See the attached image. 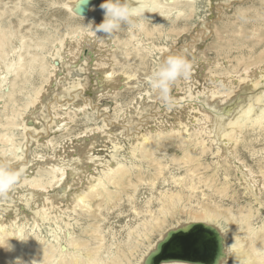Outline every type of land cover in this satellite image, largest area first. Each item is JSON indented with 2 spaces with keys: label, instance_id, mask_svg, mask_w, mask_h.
<instances>
[{
  "label": "bare ground",
  "instance_id": "6f19581e",
  "mask_svg": "<svg viewBox=\"0 0 264 264\" xmlns=\"http://www.w3.org/2000/svg\"><path fill=\"white\" fill-rule=\"evenodd\" d=\"M103 2L104 0H68L61 5L69 16L83 20L87 28L79 27L77 32L69 33L64 38L59 37L50 41L51 43L45 38V41L52 45L50 50L38 37V41H35L26 40L22 36L20 46L13 47L14 32L0 26V60L4 63L3 73L0 74V91L7 88L9 78L13 76V90L6 96L16 103V94L24 90L23 87L18 88V81L24 83V86L29 85L31 82L27 75L35 72L43 79L42 86L35 90L34 97L29 102V106L34 109H31L30 118H26L22 125L17 124L14 117H7L6 126L0 122V128L6 127L5 133L0 131V155L12 153L14 161L17 162L14 170H17L21 177V184L14 188L20 192L12 191L3 201L0 199V264H131L134 248L138 249V246L142 245L143 249L140 241L133 246L131 253L125 254L122 245L106 243L100 225L90 224V230L84 232V236L76 238L70 221L74 215L86 216L96 221L99 214L101 216L102 209L109 208L108 205L113 202L115 204L118 196L122 195L127 187H133L134 193L138 190L137 185L132 182V177L136 176L137 171L134 169H143L140 168V163L138 165L131 162V166H128L118 158V152L123 148L120 143L122 139L129 140L128 153L133 159L137 160L136 157L140 154L148 161H152L156 151H162V141L179 139L180 147L184 148V156L172 159L178 164L179 170L185 166L190 168V165L200 162L204 155L211 152L217 159L214 163L215 171L208 175V180L200 177L199 183H212L206 188L212 189L220 198L230 199L235 196L231 191L230 182L233 172L239 185L245 189V195L258 206L254 209L248 204L251 208L241 207L234 212L230 207L220 204L212 203V206L207 200L202 204L198 203L196 209L185 205L188 218L177 219L173 225H166L167 228L164 229L166 218L175 212L172 210L182 207L183 191L175 193L162 190L158 198V214L155 215L149 210L152 204L150 198L145 203L148 208L146 214L150 215V218L143 217L136 227H129L127 237L130 242L135 234L149 241L137 264H145L148 256L156 251L158 244L166 239L170 231L196 224L211 227L220 234L222 255L219 259L223 258L220 264H264V215L262 223L258 225L254 222L256 215L259 216L264 210V149L254 150L247 140V135L256 133L259 138L264 134V34L259 28L253 30L256 45L260 46V50L251 47L248 54L240 51L238 56L234 57V65L225 57L219 58L215 63L197 57L192 63L190 78L175 82L177 89L172 92L170 106L165 107L149 88L132 100V103L122 107L117 101L119 92L131 85L136 74L127 71L123 65L122 69L115 68L121 66L114 55L116 50H122L118 45L121 42L95 31V25L104 19V13L99 8ZM230 2L233 1L230 0L226 7L230 6ZM19 5H16L17 9L21 8ZM154 5L151 13L139 19L141 35L132 29L130 39L121 44L127 48L135 42V53L144 60L158 51L161 54L159 59L164 56V61L169 53L167 47L158 48L148 39H141L153 36L145 20L149 17L164 18L170 22L172 19H183L188 13L191 16L195 14L196 6L194 0H154ZM183 5L186 8H183ZM85 7L88 9L87 13H84ZM154 30L159 32L160 28L155 27ZM179 33H182L181 30ZM50 38L53 40V37ZM198 47L200 46L191 48L189 53L196 57L200 51ZM229 51L232 49L229 48ZM125 54L128 57L130 55L127 51ZM25 55L30 59L26 60ZM161 64L162 62H158L157 66ZM254 67L257 71H250ZM198 69L202 72L198 73ZM241 69L243 71H240ZM22 76L24 80L20 79ZM85 92L91 94L90 98L85 99L80 95ZM113 95H116V107H113L112 102L101 104L102 99ZM4 97L5 95L0 94V105ZM54 100L58 101V105ZM93 101L100 102L98 109H95ZM105 104L106 107H103ZM29 106H26V109ZM58 110L63 111L67 118H61ZM85 110L98 111L100 115L96 120L102 125L96 123V129L75 140L64 136L61 138L63 142L58 144L60 151L56 152L57 145L51 139V133L58 127L67 126L69 120L73 119V114L76 116L83 113L87 117L90 116L92 112ZM111 113L116 122L109 125ZM16 127L23 132V144L13 143V134L10 133ZM42 131H45V135H42ZM40 143L49 149L53 148L56 156H41L38 161L40 169L28 174L29 169L36 164H32L35 161L28 159L24 162L26 154ZM240 145L249 148L252 157L258 160L257 173L239 156L238 148L242 147ZM107 149L113 150L110 160L101 156V152ZM194 149L199 150V154L193 153ZM157 166L154 175L158 176L154 177L151 172L154 177L151 184L154 186L165 170L164 165ZM219 168L224 169L223 183L216 177ZM197 169H189L183 176L172 177L173 184L180 186L182 190L188 188L190 192L195 191V185H188L187 180L196 176ZM211 169L213 170L211 166L205 167L207 171ZM140 171L136 176L138 181L143 176ZM44 226H48V239L39 235ZM161 229L159 238L152 244L153 234Z\"/></svg>",
  "mask_w": 264,
  "mask_h": 264
},
{
  "label": "rangeland",
  "instance_id": "374dc122",
  "mask_svg": "<svg viewBox=\"0 0 264 264\" xmlns=\"http://www.w3.org/2000/svg\"><path fill=\"white\" fill-rule=\"evenodd\" d=\"M67 1L68 0H21V1L0 0V21L2 24V25L0 24V26H2V28H5L6 30L11 29L14 32L15 37L12 39V43L14 44L12 45L13 47L20 46V38L22 36H24L26 40L34 39L35 41H38L37 40L38 37L41 38V41L48 47V50H50L52 48V45L50 44L52 41L58 39L59 37L64 38L69 33L78 30L79 27L85 28L87 25L83 20L72 18L63 9L62 6ZM194 1L196 6V12L195 14H192V16L190 15V13H188L187 16L184 17L183 19L182 18L172 19L171 22L165 20L164 18L161 19L157 17L147 18L145 20V24L151 30L153 36H149V38L147 37L144 39L142 37L141 39L142 40L148 39L149 42H152L153 45H155L158 48L167 47L166 49L169 50L168 55L183 56L187 58L191 64L195 59H197V57L201 58L203 61L204 60L205 61L207 60V62L211 61L210 63H215L217 60H219V58L221 59V57H225L230 60L231 65H234L236 63L234 57L238 56L240 51L242 53L244 51L246 54L248 50L251 49V47H257L256 50L257 51L260 50V46L256 45L257 42L255 41L256 39L254 37L253 30L259 28L260 32L264 34V0H237V1L231 0L233 2H230V6L227 7L226 5H229L230 0H211V1L194 0ZM210 3L212 4V6H210ZM16 5H19L21 8L17 9ZM182 7L186 8V6L184 5ZM22 20H25V22H23ZM21 22H23L22 25ZM139 23L140 21L138 20V24ZM155 27L160 28L159 32L157 30L156 31L154 30ZM132 29L139 36L141 35L140 27L122 26L116 33L112 35V37L113 39L116 40V42L124 43L130 39V31ZM180 30L182 32L181 34L179 33ZM50 37H53V40ZM45 38H48V41L51 42L48 43L47 41H45ZM121 43L120 44L118 43V45L119 47H121L122 50L121 51L116 50L114 52L115 53L114 55L117 58L116 60L121 64V66H116L115 68L122 69L123 67H125L127 71L136 74V78L134 79V81H132L131 85L123 89L121 92H119L120 96L117 98V101L119 102V104H121L122 107H125L130 103H132V100H134L140 93L144 94V92L149 89V85L147 83L146 78L150 75L152 71H154L158 67L157 66L158 62L163 63L162 58L164 56H162V58L159 59L161 54H159L158 51H155V53L152 56L147 57V59L144 60L136 55L135 49L133 47V44L135 45V42L134 43L132 42L133 43L131 44L132 46L129 45V47L127 48H124L123 44ZM184 46H186V48H184ZM195 46L196 47L200 46L198 47V50L200 49V51L197 53L196 57L191 55V53H189L188 51ZM229 48H231L232 51H229ZM125 51H127L130 54L129 57L125 54ZM229 52L231 53L229 54ZM189 55H191V57H189ZM11 56L13 57V55ZM25 59L29 60L30 57L25 55ZM198 67L199 65L197 66V68ZM3 70H4V63L2 60H0V74L3 73ZM200 70L201 69H198V73L202 72V70L201 71ZM240 71H243V69H241ZM250 71L255 72L257 71V68L256 67L251 68ZM34 74L30 73L27 75V78L31 82L29 83V85L25 83L26 85L24 86V83L19 81L18 83H16V85H18V88L19 86L24 88L22 93L18 92L16 94L15 96L16 103L10 101L9 100L10 98L6 96V94H8L10 91L13 90L12 85L13 83H15V79L13 78V76L9 78L8 81L9 84L7 88L5 90L0 91L1 95H5L0 105V122L5 126L8 124L7 117L8 118L14 117V121L19 125L24 124V120L26 118H30V115L32 113L31 112L32 107L29 106V102L33 99L35 90L39 89L43 83L42 76L37 72H35ZM198 78L200 77L198 76ZM20 79L24 80V77L22 76ZM176 89H177L176 85H173L172 92H176ZM80 95L85 99L90 98L91 96L90 93L86 94V92L81 93ZM115 96L113 95L110 98L102 99L103 102L101 104L106 102H112L113 107L114 106L116 107L115 99H114ZM54 103L58 105L57 100H54ZM99 103L100 102L98 101L96 102L93 101L95 109L99 108ZM26 106H29V108L26 109ZM103 107H106V104L103 105ZM33 110L34 109H32V111ZM90 110H85V112H89ZM90 112L92 113L88 117L85 116L83 113L76 116L73 114L72 115L73 119L71 121L69 120L67 126L63 128L58 127L57 129H55L53 134L51 133V139H53V141H55L54 143L57 145L55 146L56 152L60 151V149L58 148L59 146L58 144L63 142L61 138H63L64 136H68V138L72 137V139L75 140L80 136L86 134L88 135L89 133L87 132L96 129V123L102 125L99 120L98 122L96 120L100 115L99 112L94 110ZM58 114L61 115L60 116L61 118H67V116L64 114L63 111L58 110ZM110 115H111V119L109 120L108 124L112 125L116 121L113 113H111ZM5 129L6 127L0 128V131L5 133L6 132ZM12 131L13 132H11L10 134H13V140H14L13 143L15 145H18L23 140V136H22L23 132L19 127L12 129ZM44 132L45 131L41 132L42 135L44 134ZM247 138H248L247 139L248 142L252 144V148H254V150L260 151L264 149V134L258 138V134L255 133L254 135H247ZM23 143L24 142H22V144ZM120 143L123 145V148L118 152V158L122 162L126 163L128 166L129 165L131 166L130 164L131 162L136 164L138 163V165L141 164L140 168L143 169L142 171L134 169V171H137L135 172L136 176L139 175V171L144 176V177L141 176V179L139 181L136 178V176L132 177V182L137 185L138 190H136V192L134 193L133 187H127L124 190L123 194L122 195L120 194L118 196V201L115 204L113 202L110 205H108L109 208L102 209L101 216L99 214V217L98 219H96V221L86 216L78 217L77 215H74V217L70 221L71 224H73L71 230L72 232L73 231L75 232L74 237L76 238L84 236V232L90 230L89 227L90 224H96L97 226L100 225L104 232L103 235H105L106 237L105 238L106 243L111 244L112 242L114 244H117L118 246L122 245L121 248L125 254L131 253V249L133 248V246L137 245V241H140L141 244H143V249H142V245H139L138 249L134 248L133 251L135 252L133 253L134 257L131 258L132 260L131 264H137V261L142 256L143 251H145V248L148 246L149 241L144 237L143 238L137 237V235L135 234V236L131 239L130 242V240H128L129 238L127 237L129 227H136L141 222L143 217L150 218V215L146 214L148 208H146L145 206L146 201H148L150 198L152 199V204L149 210H152L155 215L158 214V207L160 206L158 202V198L160 197V192L162 190L163 192L172 191L175 193L176 191H180V190L181 192L183 191L182 207L180 206L178 207V209L172 210L173 212L174 211L175 212L166 218L167 223L165 224L164 229H166L167 226L170 227L171 225H173L175 221H177V219L182 218V220H186L188 218L187 211L184 208L185 205H187L188 208L196 209L198 203L202 204L206 200H207L206 202L210 201L209 203L210 205H212V203L213 205L220 204L224 207H230L234 212H236L241 207H247L248 209L250 205L254 209L258 207L256 204L253 203L251 198L245 195V189L239 185V182L237 179H235L236 177L234 176L235 174L233 172H231L230 182L232 188L231 191L235 193V196L230 197V199L220 198V196H218L216 192L212 191V189L206 188V187H210L212 183H208V184L199 183L200 177L201 179L204 178L208 180V175L212 174L213 171H215L214 163L216 162L217 159L211 152H208L206 155L202 157L203 159L201 160L203 161V164L202 161L200 160L201 165L200 162H197L194 165H190L189 166L190 168H187L185 166V168L179 170V166H177L178 164L176 165V163L172 161V159L176 157L181 158L184 156V148L180 147L179 139H165L164 141H162V144L164 145L165 143V146L163 147L162 145V149H161L162 151L158 150L155 152L156 154L154 153L152 157V161L144 160L140 154H139L140 156L137 155L138 157V158L136 157L137 160L133 159L128 153V149L130 148L129 140L122 139ZM10 146L8 145V147ZM40 147H44L45 149ZM239 148H238L239 156H241L244 159L243 161L248 162L247 164L250 167L252 166L253 170L257 173L259 168V165L257 164L258 160L252 157V154H250L251 153L250 149L247 148L246 146L244 147L242 146L240 149ZM52 149H49L48 146L46 147L43 146L42 143H40L39 146L37 145L35 147L33 146V149L28 153V155L26 154L27 158L24 160V162L27 161V159L32 162L35 161L32 164H36L34 167L29 169L28 174H32L35 171V169H40L41 166L39 165L38 161L40 160L41 156H45L46 158L56 156V152L54 153ZM107 150L101 152V156H103V158L107 160H110L112 155L111 153L113 150L110 149ZM254 150L253 153H255ZM193 153L197 155L199 154V150L194 149ZM10 154L4 156L0 155V162H2V164L4 165L11 167L12 169H16L15 166L17 162L14 161V157L11 152ZM141 162L143 163L145 162V164ZM159 164L164 165L163 166V168L165 169L163 170L164 175H162L160 178H157V180L155 181L157 183H154L155 184L154 186L151 184V181L154 180L155 176H158L154 174L156 173L155 171L158 167L157 165ZM205 165L211 166L213 170L212 169L210 171L205 170L206 167ZM194 168H198L197 169L198 173L196 172L195 173L196 176L187 180L188 185L190 184L195 185L196 190L193 191L194 193L187 190L188 188L187 189L184 188L185 190L184 189L182 190L180 186L177 187L175 184H173L172 177L183 176L186 173L185 171ZM223 170H224L223 168H219L216 171L217 180L219 179L220 182L222 183L224 181ZM90 171L93 172L91 167H90ZM200 171L201 172L205 171V172L201 173ZM151 172L153 173L154 177ZM149 173H151V175H149ZM144 174H148V175L145 176ZM35 175H37V173H35ZM163 180H166V182H164ZM217 183L219 182L217 181ZM20 184L21 181L17 185ZM78 188L80 189V187ZM12 191H16L18 193L20 192L19 190H14V189ZM155 197L157 199H155ZM263 198H264V194H263ZM249 199H251V201ZM3 200L4 198L2 199V201ZM181 209H183V211H185L186 213L183 212ZM135 211L136 213H134ZM137 212L138 213L143 212V214L139 215ZM261 212L262 214H258L259 216L256 215L254 221L255 224L259 225L260 223H262L263 220L262 216L264 215L263 213L264 210ZM74 219H76L78 223H76L77 221ZM161 232L162 229L159 230V232L157 233L155 232L153 234L151 238L152 244L159 238ZM39 235L43 238L44 237H46L47 239L50 238L48 235V226L47 227L44 226L42 228L41 234ZM126 244L127 247H125ZM129 255L130 258L131 254Z\"/></svg>",
  "mask_w": 264,
  "mask_h": 264
},
{
  "label": "clouds",
  "instance_id": "9594fccd",
  "mask_svg": "<svg viewBox=\"0 0 264 264\" xmlns=\"http://www.w3.org/2000/svg\"><path fill=\"white\" fill-rule=\"evenodd\" d=\"M154 6V0H104L99 5L104 19L95 25V31L104 36H112L122 26L139 27L138 20L151 13ZM191 72L192 64L188 59L180 55H169L146 79L153 94L168 107L172 102L173 85L177 80L190 78ZM20 178L17 170L0 164V199L7 198ZM222 259L218 260V264Z\"/></svg>",
  "mask_w": 264,
  "mask_h": 264
},
{
  "label": "water",
  "instance_id": "95a60500",
  "mask_svg": "<svg viewBox=\"0 0 264 264\" xmlns=\"http://www.w3.org/2000/svg\"><path fill=\"white\" fill-rule=\"evenodd\" d=\"M88 9L84 8V13ZM220 234L206 225L196 224L170 231L160 242L145 264L187 262L195 264H217L222 255Z\"/></svg>",
  "mask_w": 264,
  "mask_h": 264
}]
</instances>
